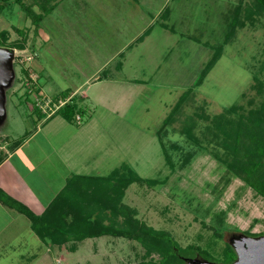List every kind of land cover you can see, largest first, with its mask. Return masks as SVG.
I'll return each mask as SVG.
<instances>
[{
  "label": "rangeland",
  "instance_id": "1",
  "mask_svg": "<svg viewBox=\"0 0 264 264\" xmlns=\"http://www.w3.org/2000/svg\"><path fill=\"white\" fill-rule=\"evenodd\" d=\"M52 1L24 2L34 4V13H41L39 2L47 8ZM168 1L166 12H171L175 33L181 36L176 41L163 36L156 40L158 46L172 43L173 47L166 56H162L164 67L152 79L153 83L167 88L158 89L153 99L146 100L149 110L144 118L139 113L134 115L137 122L134 123L146 125L147 135L151 137L114 138L122 151L127 150L123 146L129 144L130 153L123 157L130 156L136 160L134 173L144 179L166 177V181L162 185L128 184L122 190L120 204L130 210L131 217L138 223L155 232H164L175 244L169 245V252L182 264H238L242 260L244 246L264 236V200L254 197L251 189L228 172L229 182L219 194V179L221 176L225 178V172L209 155L215 149L207 145L205 140L208 139L201 134L203 127L211 125V120L222 110L235 105L237 114L247 117L249 111L258 110L264 104V15L256 17L249 26L243 18L245 3L250 0ZM64 7L53 9L47 18L57 21L61 18L58 12ZM73 8L70 4L69 10L73 11ZM84 11L89 13L90 8H84ZM240 21L246 26L242 29L235 27L232 32V27ZM12 27L19 29L23 36H27L32 27L30 19L24 17L17 5L6 6L0 13V29H7L10 41L18 38ZM52 29L58 34L65 28ZM224 38L228 39L226 44L222 43ZM217 49L220 55L200 78L203 65ZM7 50L13 53V50ZM24 57L25 54L13 56L7 74L0 80V145L5 139L12 141L11 144L24 135L27 137L38 124L34 112L38 110L31 105L34 109L29 111L16 93L23 91L18 84ZM56 81L60 82L59 78ZM27 83L23 82L22 86L27 88ZM182 94L184 100L178 104ZM139 102L136 100L132 111L143 103ZM83 113L80 111L77 115L82 119ZM169 114L173 122L164 126L163 120ZM127 119L133 124L131 116ZM186 119L194 120L192 133L204 140L200 143L201 148L179 134L181 126L187 125ZM161 141L176 165L180 163V157L192 156L195 152L196 155L186 166L170 173L164 163ZM110 185L114 187L113 182ZM70 193L69 189L62 190L58 198L63 200L65 195L70 197ZM206 208L210 212L203 217V209ZM222 213V225L212 223L213 218ZM94 242L96 240L82 241L77 251L66 255L62 262L52 258L50 263L42 264H161L163 258L157 252L145 255L134 240L114 238L99 245L96 252L91 249Z\"/></svg>",
  "mask_w": 264,
  "mask_h": 264
},
{
  "label": "crops",
  "instance_id": "2",
  "mask_svg": "<svg viewBox=\"0 0 264 264\" xmlns=\"http://www.w3.org/2000/svg\"><path fill=\"white\" fill-rule=\"evenodd\" d=\"M168 2L58 0L27 36L12 27L18 38H8V42L21 44L22 49H9L13 50L10 63L13 56L25 54L18 84L23 91L16 93L26 108L31 110V101L29 86L23 87V82L33 84L36 95L72 103L84 113L79 124L74 118L68 122L54 114L37 118V127L27 137L14 140V145L5 139L0 145V264H42L52 258L62 262L84 240H96L91 243L96 252L99 245L114 239L100 236L52 245L34 233L27 214L42 216L60 192L69 189L70 197L65 195L57 204L66 208L84 185L106 177L116 164L131 170L137 166L132 157H123L130 153L129 144L122 151L114 138L151 137L146 125H136L134 115L144 118L149 110L146 100L153 99L158 89L167 88L152 79L164 67L162 56L173 47L172 43L158 46L156 40L163 36L176 41L181 36L175 33L171 12H166ZM63 5L58 12L61 18H47ZM52 27L65 29L57 34ZM62 94L64 98L59 97ZM138 99L143 103L132 111ZM8 145L10 149H6ZM67 210L61 215L65 221Z\"/></svg>",
  "mask_w": 264,
  "mask_h": 264
},
{
  "label": "trees",
  "instance_id": "3",
  "mask_svg": "<svg viewBox=\"0 0 264 264\" xmlns=\"http://www.w3.org/2000/svg\"><path fill=\"white\" fill-rule=\"evenodd\" d=\"M24 1L0 0V13L6 6L17 5L24 17L30 19L31 24L36 27L41 16L47 14L58 0L52 1V4L47 8L39 2L38 6L41 13H34L32 11L34 4H25ZM32 1L36 3L37 0ZM245 4L246 11L243 20H246L245 23L251 26L255 22L256 17L264 15V0H250ZM245 23L237 22L232 27V32L235 27L241 29L246 26ZM15 32L18 31L15 30ZM18 33L22 35L21 32ZM227 41L228 39L224 38L222 43L226 44ZM13 47L22 49L21 44L9 43L8 32L1 30L0 48L12 49ZM219 55L220 51L217 49L203 65L200 78L210 70ZM63 95L59 97L64 98ZM184 97V94L180 95L177 103H181ZM34 112L38 119L42 117L38 111L34 110ZM79 112L80 110L74 104L65 103L54 115H59L70 122ZM172 122L173 117L169 114L163 120V125L165 126ZM186 122L187 125L183 124L181 126L179 134L189 143L196 144L201 148L200 143L204 140L192 133L195 127L194 120L186 119ZM210 123L211 125L203 127L201 136L208 139L205 140L208 146L214 147V152H209V155L223 167L225 172L223 175L225 178L223 179L221 176L219 179L221 181L219 194L229 182V178L226 177L229 173L244 186L251 189L254 197L264 200V160L262 159L264 156V104L258 110L249 111L247 117L238 115L237 106L233 105L222 110ZM160 146L164 163L170 173L186 166L192 157L196 155L195 152L192 153V156L180 157L178 159L180 163L176 165L166 152L162 141ZM165 181L166 177L163 179H142L127 165L120 164L106 177L99 178L95 183L84 185V189L77 193L76 204L74 201L69 203L71 205H66L67 214H69V218H66V221L61 217L62 212L66 208L58 207L57 204H59L58 201L60 200L58 197V199L56 198L55 201H52L51 206L42 216L35 217L27 214V217L34 233L41 240L49 241L52 245L79 242L100 236H111L113 238L137 241L144 250L145 255H150L151 252L160 253L163 255L161 264H182L180 260L169 252V245L174 246L175 244L164 232H155L138 223L137 220L131 217L130 210L120 204L122 190L126 185L135 182L138 184L162 185ZM110 182H113L114 187L110 185ZM213 201L216 202L215 199ZM54 208H56L57 213H55ZM208 212H210L209 208L203 209V217L207 216ZM223 215L222 213L215 216L212 223L222 225ZM118 217L121 218L120 222H118ZM253 235H258V233Z\"/></svg>",
  "mask_w": 264,
  "mask_h": 264
},
{
  "label": "water",
  "instance_id": "4",
  "mask_svg": "<svg viewBox=\"0 0 264 264\" xmlns=\"http://www.w3.org/2000/svg\"><path fill=\"white\" fill-rule=\"evenodd\" d=\"M11 53L0 48V80L7 74ZM242 260L238 264H264V236L258 241L252 240L244 246Z\"/></svg>",
  "mask_w": 264,
  "mask_h": 264
},
{
  "label": "built area",
  "instance_id": "5",
  "mask_svg": "<svg viewBox=\"0 0 264 264\" xmlns=\"http://www.w3.org/2000/svg\"><path fill=\"white\" fill-rule=\"evenodd\" d=\"M36 87L33 84H29L28 93L31 97L30 101L33 107H35L43 118L47 119L52 116L57 110L64 106L63 100H51L46 97H41L35 93ZM74 121L79 124L81 118L78 115L74 116Z\"/></svg>",
  "mask_w": 264,
  "mask_h": 264
}]
</instances>
